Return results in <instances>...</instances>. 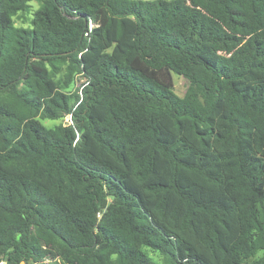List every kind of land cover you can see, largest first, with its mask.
I'll return each instance as SVG.
<instances>
[{
	"label": "trees",
	"instance_id": "1",
	"mask_svg": "<svg viewBox=\"0 0 264 264\" xmlns=\"http://www.w3.org/2000/svg\"><path fill=\"white\" fill-rule=\"evenodd\" d=\"M3 262L264 264V0H0Z\"/></svg>",
	"mask_w": 264,
	"mask_h": 264
},
{
	"label": "rangeland",
	"instance_id": "2",
	"mask_svg": "<svg viewBox=\"0 0 264 264\" xmlns=\"http://www.w3.org/2000/svg\"><path fill=\"white\" fill-rule=\"evenodd\" d=\"M31 5L32 7H36L35 2H31ZM27 17H28V14H23L21 17L19 16L15 17V25L27 26L28 25V22L26 21ZM173 84H174L175 93L178 94L179 96H182L188 85V79L185 78L184 76L173 74ZM78 85H79V82H76L73 88L71 89V91H74L76 87H78ZM65 120H67V118H65ZM59 122L60 120L52 121L48 119L42 121V123L47 127H51ZM260 254H258L257 256H259Z\"/></svg>",
	"mask_w": 264,
	"mask_h": 264
},
{
	"label": "water",
	"instance_id": "3",
	"mask_svg": "<svg viewBox=\"0 0 264 264\" xmlns=\"http://www.w3.org/2000/svg\"><path fill=\"white\" fill-rule=\"evenodd\" d=\"M2 264H5V262H3Z\"/></svg>",
	"mask_w": 264,
	"mask_h": 264
}]
</instances>
